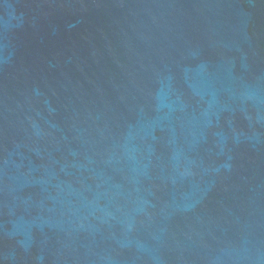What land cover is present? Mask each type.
<instances>
[{"label":"water","instance_id":"water-1","mask_svg":"<svg viewBox=\"0 0 264 264\" xmlns=\"http://www.w3.org/2000/svg\"><path fill=\"white\" fill-rule=\"evenodd\" d=\"M0 264H264V0H0Z\"/></svg>","mask_w":264,"mask_h":264}]
</instances>
